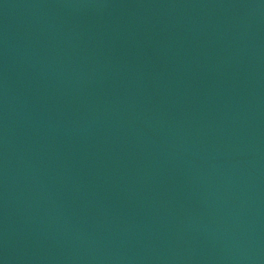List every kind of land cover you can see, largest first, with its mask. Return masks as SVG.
Masks as SVG:
<instances>
[{"label": "water", "instance_id": "1", "mask_svg": "<svg viewBox=\"0 0 264 264\" xmlns=\"http://www.w3.org/2000/svg\"><path fill=\"white\" fill-rule=\"evenodd\" d=\"M0 264H264L255 0H0Z\"/></svg>", "mask_w": 264, "mask_h": 264}]
</instances>
